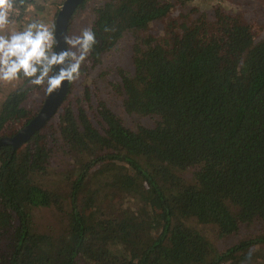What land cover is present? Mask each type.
Wrapping results in <instances>:
<instances>
[{"label":"trees","instance_id":"trees-1","mask_svg":"<svg viewBox=\"0 0 264 264\" xmlns=\"http://www.w3.org/2000/svg\"><path fill=\"white\" fill-rule=\"evenodd\" d=\"M192 1L106 0L94 8L97 42L86 59L98 61L133 30L142 45L133 48V75L120 73L122 106L159 120L130 129L88 85L74 106L66 98L57 135L71 166L58 172L61 183L50 182L57 145L45 128L19 148L1 145L0 264H264V254L249 249L264 244V232L217 249L188 223L213 224L220 237L255 220L264 225V38L253 30L260 13L249 15L241 0L208 11ZM153 21L162 37L149 33ZM29 83L0 101V137L34 116L25 104ZM189 167L191 178L177 173ZM104 198L136 205L100 213ZM85 199L94 211L79 209ZM39 206L68 209L64 233L32 230L30 211Z\"/></svg>","mask_w":264,"mask_h":264},{"label":"rangeland","instance_id":"rangeland-1","mask_svg":"<svg viewBox=\"0 0 264 264\" xmlns=\"http://www.w3.org/2000/svg\"><path fill=\"white\" fill-rule=\"evenodd\" d=\"M64 0H36V4L29 5L27 13L21 18L11 19L7 28L4 32L0 33L3 35H8L12 31L22 30L28 23L32 21H38L45 24L50 31L53 33V23L56 13ZM243 5L241 8L246 10L249 15H256L260 13L259 16L254 20L257 26L255 33H257V39L264 38V0H241ZM102 2L100 0H89L85 5L77 10V12L72 16L69 23V35H79L83 29L94 27L93 10L95 7L100 5ZM194 5H198L201 10H209L212 5H219L223 7L235 6L230 3V0H193ZM94 30V28L92 29ZM111 37L115 36V32L111 30ZM107 34L104 32L103 35ZM133 34L131 31H127L122 35L117 42L114 43L106 51H103L101 57L98 61H95L90 56L85 59L80 68V77L75 80L72 84L73 89L70 91L67 97L68 101L66 103L73 104L75 102V97L79 94V91L84 90L85 86H89L94 90L93 96L99 100H103L108 108L115 113L118 118L121 119L124 126L130 129H136L139 125L151 127L159 120L158 116H146L138 115L136 113H127L123 106L122 101L124 95L119 90V85L121 84V76L118 73L121 68L125 72H130L132 70V52L131 47L134 45L135 40H133ZM85 68V69H84ZM83 71V72H82ZM23 75L11 82L0 81V101L5 97V95L24 81ZM31 84V83H29ZM32 90L27 96L25 101L26 106L32 111V113H37L40 109L43 99L45 97V85L37 86L31 84ZM93 97V99H94ZM66 99V100H67ZM74 106V104H73ZM86 109L87 107L84 106ZM63 106L59 108L58 112L53 116L49 123L44 127V132L47 135L48 140L55 139L57 148L53 152L52 157V167L55 172L51 177L50 182H60L61 174L59 171L67 170L70 168L69 152L64 150L63 142L57 135V126L60 122V117L62 116ZM71 112L76 115V110H71ZM92 122L95 120V112L90 111L88 114ZM58 138V139H57ZM88 158V157H86ZM90 160V157L88 158ZM194 167H189L184 170H178L177 173L183 178H191L194 172ZM103 178H98L96 182L91 183L92 189H97L96 185L101 183ZM192 181V179H189ZM64 182V181H63ZM63 184H57L56 186L62 187ZM95 202V201H94ZM121 203L123 207L129 206L134 209L136 203L128 198L119 199L114 198H104L103 200L96 201V205L100 209V213H110L111 206L119 207L117 203ZM90 206L87 199L83 200L79 205V209L85 212L94 211V207ZM67 209V206H64ZM68 209L65 211H59L54 207H34L30 211V226L32 230L54 237L59 236L64 233L67 229L69 215L67 214ZM67 214V215H66ZM99 215V214H98ZM188 223L192 226H196L207 239L213 244L217 249H225L230 245L240 242L244 238H254L264 232V225L261 221L255 220L251 224H242L239 230L231 235L220 237L217 234V228L213 224H203L198 223L194 220H189ZM250 250H255L264 254V244H252L249 247Z\"/></svg>","mask_w":264,"mask_h":264},{"label":"clouds","instance_id":"clouds-1","mask_svg":"<svg viewBox=\"0 0 264 264\" xmlns=\"http://www.w3.org/2000/svg\"><path fill=\"white\" fill-rule=\"evenodd\" d=\"M25 2L0 0V33L7 28L12 14L20 15ZM64 41L67 47L55 52L52 31L38 21L8 35L0 34V81L11 82L22 74L33 85L46 84L45 92L51 94L63 82L79 79L81 65L97 42L95 32L85 28L79 35H65Z\"/></svg>","mask_w":264,"mask_h":264},{"label":"water","instance_id":"water-1","mask_svg":"<svg viewBox=\"0 0 264 264\" xmlns=\"http://www.w3.org/2000/svg\"><path fill=\"white\" fill-rule=\"evenodd\" d=\"M84 0H64L54 18L53 23V38L54 45L53 50L60 52L64 50L67 45L65 44L64 37L69 35V23L76 10V8L83 3ZM68 82H63L62 86L53 91L51 94H45L40 109L25 124L12 136H5L0 138L1 145H10L13 149L23 144L30 136L40 130L53 116L57 113L61 107L64 99L67 97L69 92Z\"/></svg>","mask_w":264,"mask_h":264},{"label":"flooded vegetation","instance_id":"flooded-vegetation-1","mask_svg":"<svg viewBox=\"0 0 264 264\" xmlns=\"http://www.w3.org/2000/svg\"><path fill=\"white\" fill-rule=\"evenodd\" d=\"M87 1H89V0H84L83 2H84V5H85V3L87 2ZM102 3L100 4V5H102L106 0H100ZM192 4H193V1L191 2ZM83 5V6H84ZM100 5H98V6H100ZM82 6V7H83ZM217 6H219L218 4H217ZM223 7V6H222ZM81 8V7H80ZM77 12V11H76ZM76 12H74V14L76 13ZM179 9H174L173 10V12L170 14V16H171V18L172 19H178V16H179ZM73 14V15H74ZM256 17L257 16H255V19H256ZM93 18H95V15H94V12H93ZM189 19V16L186 18V20H188ZM95 21V20H94ZM94 26H95V24H94ZM94 28V27H93ZM92 28V29H93ZM91 29V30H92ZM148 30H149V33L150 34H152V35H155V36H159V37H162V36H160L161 34H162V32H163V25L160 23V22H158V21H153V22H151L150 23V25H149V28H148ZM127 31H131L132 32V34H133V30H126V31H124L123 32V34L122 35H124V33L125 32H127ZM133 40H135V43H134V45L130 48L131 49V52H132V70H131V73L130 72H125V71H123L121 68L119 69V71H118V73L120 74V73H122V74H126V75H133V73H134V71H135V66H134V60H133V48H134V46L135 45H138L139 47L142 45V44H140L141 43V41L140 40H136L135 38V36L133 35ZM107 49H105V50H103V51H106ZM101 54H102V52H100V57H101ZM85 69V68H84ZM83 72V71H82ZM72 84H73V82H72ZM47 87V85L45 86V88ZM44 94H46V92H44ZM69 94H70V85H69V92H68V95H67V97L69 96ZM66 97V98H67ZM66 98L64 99V101L66 100ZM63 101V102H64ZM101 102H103L107 107H108V105L103 101V100H100ZM63 104V103H62ZM61 107H62V105H61ZM60 107V108H61ZM110 109V108H109ZM72 110H76V108L75 107H73L72 108ZM111 110V109H110ZM58 112V111H57ZM33 114V113H32ZM34 115H35V113H34ZM138 115H141V114H138ZM49 123V121L41 128V129H43L47 124ZM23 127V126H22ZM22 127H20L19 129H21ZM18 129V130H19ZM40 129V130H41ZM39 131V130H38ZM10 136H12V135H10ZM2 137H5V136H2ZM31 137V136H30ZM1 138V137H0ZM22 145V144H21ZM20 145V146H21ZM19 146V147H20ZM19 147H17V148H19Z\"/></svg>","mask_w":264,"mask_h":264},{"label":"built area","instance_id":"built-area-1","mask_svg":"<svg viewBox=\"0 0 264 264\" xmlns=\"http://www.w3.org/2000/svg\"><path fill=\"white\" fill-rule=\"evenodd\" d=\"M17 17H19V16H16L15 14H12V15L10 16V20H11V19H14V18H17Z\"/></svg>","mask_w":264,"mask_h":264}]
</instances>
